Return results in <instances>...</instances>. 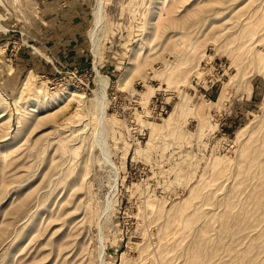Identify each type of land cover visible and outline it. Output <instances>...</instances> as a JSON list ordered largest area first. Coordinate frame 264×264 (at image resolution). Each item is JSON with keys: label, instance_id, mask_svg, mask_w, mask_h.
<instances>
[{"label": "rangeland", "instance_id": "rangeland-1", "mask_svg": "<svg viewBox=\"0 0 264 264\" xmlns=\"http://www.w3.org/2000/svg\"><path fill=\"white\" fill-rule=\"evenodd\" d=\"M96 1L0 0V264H264V0Z\"/></svg>", "mask_w": 264, "mask_h": 264}, {"label": "bare ground", "instance_id": "bare-ground-1", "mask_svg": "<svg viewBox=\"0 0 264 264\" xmlns=\"http://www.w3.org/2000/svg\"><path fill=\"white\" fill-rule=\"evenodd\" d=\"M102 22H103V14H102V0H97L96 1V7L93 11V25L91 28L88 29V37L90 39V43H91V49H92V53L95 52V48L97 46V42H98V37H97V32H98V29L99 27L102 25ZM134 58V57H133ZM132 58V59H133ZM131 59V58H130ZM96 84H97V89L95 91V96H94V99L98 100L100 102V105H101V111L103 109V105H102V102L104 101L105 99V94H106V89H107V79L105 76H102V75H99L97 80H96ZM72 90V89H71ZM70 92V91H69ZM81 98V97H80ZM79 98V99H80ZM103 100V101H102ZM97 101V102H98ZM100 121L98 120V123ZM89 124V123H87ZM94 124V123H93ZM101 124V122H100ZM96 125V124H95ZM92 128V127H91ZM98 128V127H97ZM80 131V130H79ZM85 133V132H84ZM100 133V132H99ZM82 134V133H81ZM96 134V133H95ZM87 136V135H86ZM80 137V136H79ZM85 139V138H84ZM97 139V138H96ZM101 139H97L99 145H100V150L102 151V153L104 154V158L106 157L107 158V151H106V148L104 146V143H102L100 141ZM83 142V141H82ZM99 150V151H100ZM100 151V152H101ZM102 156V154H101ZM105 158V159H106ZM108 159V158H107ZM106 159V160H107Z\"/></svg>", "mask_w": 264, "mask_h": 264}]
</instances>
